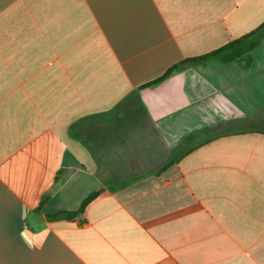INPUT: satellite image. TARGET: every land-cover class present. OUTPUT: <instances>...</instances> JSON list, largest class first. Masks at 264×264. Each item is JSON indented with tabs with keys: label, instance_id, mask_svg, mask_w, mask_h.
<instances>
[{
	"label": "crops",
	"instance_id": "0c3cea01",
	"mask_svg": "<svg viewBox=\"0 0 264 264\" xmlns=\"http://www.w3.org/2000/svg\"><path fill=\"white\" fill-rule=\"evenodd\" d=\"M263 25L264 0H0V264H264V37L146 88Z\"/></svg>",
	"mask_w": 264,
	"mask_h": 264
},
{
	"label": "trees",
	"instance_id": "16d2710c",
	"mask_svg": "<svg viewBox=\"0 0 264 264\" xmlns=\"http://www.w3.org/2000/svg\"><path fill=\"white\" fill-rule=\"evenodd\" d=\"M263 37H264V25L260 27L258 30L254 31L253 33L246 35L241 39L233 41L228 45L220 49H217L211 53L199 57L185 59L184 61L180 62L179 64L169 69L162 78L146 86V88L158 84L168 79L172 75L183 72L184 70L197 66H207L211 62H220L222 64L233 63L242 68H246V69L250 68L253 64L252 53L260 45V41ZM98 195L99 193L90 197L81 207L79 212H75V213L63 212L52 215L50 219L72 220L78 215H80L84 211L85 207Z\"/></svg>",
	"mask_w": 264,
	"mask_h": 264
}]
</instances>
